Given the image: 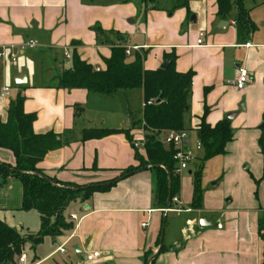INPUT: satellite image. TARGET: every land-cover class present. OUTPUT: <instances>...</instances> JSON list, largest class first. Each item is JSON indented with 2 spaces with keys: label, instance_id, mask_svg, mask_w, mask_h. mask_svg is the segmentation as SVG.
Listing matches in <instances>:
<instances>
[{
  "label": "crops",
  "instance_id": "obj_1",
  "mask_svg": "<svg viewBox=\"0 0 264 264\" xmlns=\"http://www.w3.org/2000/svg\"><path fill=\"white\" fill-rule=\"evenodd\" d=\"M123 1L119 5L114 0H0V78L7 83L11 78L26 79L25 84H16L13 98H0V119L5 121L9 102L22 96L24 112L35 115L33 132L58 134L65 143L49 152L37 169L59 182L88 185L111 180L135 165V148L124 135L80 141L81 132L88 127L80 117L86 114L95 93L57 89L55 80L64 70L57 52H63L69 60L76 52L82 61L103 69L111 46L120 45V37L123 42L133 41L124 45L125 49L136 48L129 59L133 52H146V70L158 69L163 55L174 52L175 71L193 73L185 128L187 135L188 129L193 130L196 143L194 129L207 108L206 123L210 126L235 113L230 120L233 141L228 146L246 140L248 135L244 132L251 128L256 134L250 137L261 139L264 144L263 134L256 131L264 129V125L259 126L264 122L262 0L244 3L248 4L244 6L249 9L255 28V11L261 10L258 21L262 27L250 33L235 23V10L224 19L218 18L215 0H189L187 8L175 10L150 5L144 8L137 0L134 4V0ZM97 30L102 31V36L97 35ZM199 33L203 34L202 45H196ZM30 40L36 42L37 51L26 46ZM47 53L53 57V72L43 71L45 65L50 67L44 59ZM238 66L244 67L250 78L242 90L233 86ZM137 92L142 110V92ZM139 120L132 116L130 122L118 124L116 130H129L132 144L136 140L143 142L144 131L136 124ZM136 127L141 130L139 135ZM236 130H241L238 135ZM137 150L143 153L141 146ZM0 161L13 164V157L0 149ZM180 180L182 183L181 177ZM254 191H250L245 203L222 206L217 202L212 207L203 201V208L197 210L188 206L178 209L179 195L175 208L164 212L165 208L155 204L152 175L138 171L118 181L108 192L93 194L87 203H71L65 215L74 224L72 232L48 238L52 250L31 264L46 263L56 253L66 254L67 246L71 250L69 264L76 254L83 260L75 264H145L147 255L148 260L155 255L154 264H262L264 243L258 233V221H264V198H255ZM189 198L192 199V187ZM18 201L20 204L21 199ZM84 206L88 208L85 210ZM169 214L177 216L164 225L161 247L165 249L161 252L156 242L164 215L167 219ZM200 217L210 220V225L200 226ZM60 247L64 253L57 251ZM91 252L101 253V258L87 263L84 257Z\"/></svg>",
  "mask_w": 264,
  "mask_h": 264
},
{
  "label": "trees",
  "instance_id": "obj_2",
  "mask_svg": "<svg viewBox=\"0 0 264 264\" xmlns=\"http://www.w3.org/2000/svg\"><path fill=\"white\" fill-rule=\"evenodd\" d=\"M189 0H178L177 8H187ZM246 0H215L218 18L224 19L235 10V23L247 33L255 30V25L249 18V9L244 6ZM154 0H137L139 6L146 8ZM261 5L264 6V0ZM97 30V35L102 36ZM121 42V37L119 38ZM146 52H133L131 58L125 55L122 45L111 46L110 56L104 60L103 69L96 71L92 65L82 61L76 52L70 57V67L64 69L55 77L56 88L63 90H85L87 92L113 96L118 92L141 90L142 110L140 124L144 131L141 144L143 153L134 149V166L120 171L111 180L77 185L59 182L48 178L37 165L49 153L61 148V136L52 132L35 134L32 126L34 114H27L23 110L24 99L17 96L10 101L6 111L5 121L0 119V149L8 151L13 157V164L0 161V179H16L21 185L20 210L36 212L39 216V232L37 237H22L17 231L0 220V264H16L25 243L31 242L33 249L44 238H57L70 234L74 224L65 215L66 208L73 202L87 203L93 194L106 193L120 180L128 178L138 171H148L153 179V197L158 208L164 209L170 196L169 209H172L174 199L181 191V180L176 172L174 156L177 148L172 144H165L161 137L169 131L187 132L185 128L188 113V97L193 79L191 71L176 72L174 52L164 54L163 63H169L165 69L146 70L143 62ZM160 98L159 103H155ZM148 102H151L148 104ZM208 109L205 108L198 125L194 129L197 142L202 151L192 180V199L189 209L197 210L201 207V174L205 164L219 156L226 154L227 146L233 141V132L227 118L214 126L206 123ZM124 135L132 144L130 131L125 129H87L81 132L80 141L101 140L112 135ZM263 158V173L259 181L254 180V197L257 198V186L264 179V144L258 141ZM149 167V168H147ZM264 221H258V233L264 243ZM160 244V236L156 242ZM165 248L161 247V252ZM149 258H144L145 264ZM154 264V261L151 262ZM264 264V250L263 263Z\"/></svg>",
  "mask_w": 264,
  "mask_h": 264
},
{
  "label": "rangeland",
  "instance_id": "obj_3",
  "mask_svg": "<svg viewBox=\"0 0 264 264\" xmlns=\"http://www.w3.org/2000/svg\"><path fill=\"white\" fill-rule=\"evenodd\" d=\"M114 1H118L117 4L119 5L124 3L123 0ZM250 1L253 0H248L246 3ZM134 2L135 0L132 3L134 4ZM177 5L178 0H154L153 4L150 6L157 9L166 8L169 10H175ZM244 5L248 6V4ZM260 11L261 10L255 11L257 14V19H255L257 28L262 27V22L258 21V15L260 16ZM257 28H255V31ZM129 42L133 43V41ZM129 42L121 41L119 44L124 46L129 44ZM35 48L36 47H34V50ZM62 53L57 52L56 57L58 60H61L60 66L63 69H68L70 67V60L65 59ZM52 58L49 53H47L46 57L44 58L49 66L52 62ZM54 68L56 67L53 66L52 68L50 66L47 68L45 65V69L43 68V71L45 70L46 72H53ZM43 76L46 77L47 73L46 75L43 73ZM4 85H7L9 89L8 95L5 97V99L13 98L15 94L14 88L17 87L15 79L11 78L7 83L0 78V89L3 88ZM137 91L138 90L119 92L114 96L94 94V100L88 104L86 114L80 117V119L86 126H88L87 129H117L119 126L118 124L121 122H130L132 120V116H135L136 119L139 120L141 118V97ZM227 115L225 118H227ZM102 120H105L104 123L101 122ZM80 124L81 123L79 122L78 125ZM262 125H264V122L260 123L259 126ZM251 129L250 131L246 129L244 132L246 133V137L248 135L246 140L241 141L242 143L240 140L234 142L227 147L226 154L224 156H219L210 160L203 168L201 174V198L202 202H205V206L211 205L214 207L217 202L221 203L222 206H232L241 201L245 203L246 198L248 199L250 191L256 188L254 180L259 181L262 178L263 158L258 145V140L255 141L253 137H250L251 135L254 136L256 134V132L251 131ZM136 130L138 131L137 134L139 135L141 130L138 127H136ZM243 130H245V128ZM238 131L240 132L241 130H236V135L239 134ZM256 131L259 133L261 132L260 134H263L262 137L264 141V129L257 128ZM77 134L79 136L80 132ZM187 136L186 142L190 160L186 164V169L182 170L179 174L182 179V183L179 199L181 204H177L178 209L187 207L191 202H189V194L193 180V174L196 171L199 159L202 157V151L196 147L197 143L194 139L195 137L193 135L192 129H188ZM188 172H191V175H189ZM257 188V195H259L261 198H264V179L259 182ZM20 199L21 185L19 181L16 179H9L7 182H2L0 179V220L17 231L22 237H32L31 239H28L32 240L37 237L39 232V216L33 211H21L19 209L20 204L18 201ZM172 208H175L174 204L172 205ZM201 208L203 207L201 206ZM176 216L177 215L169 214V217L165 219L164 225L166 226L169 223V220ZM48 240V238H44V242L36 246L35 249H33L31 242L27 241L25 243L22 254H25L27 257L26 264H31L32 262L40 260L45 254H47V252L52 250ZM65 250L66 254L56 253L48 262L43 264H69V254H71L70 247L67 246ZM82 260L83 259L79 254H76L74 259H71L72 264L81 263Z\"/></svg>",
  "mask_w": 264,
  "mask_h": 264
},
{
  "label": "built area",
  "instance_id": "obj_4",
  "mask_svg": "<svg viewBox=\"0 0 264 264\" xmlns=\"http://www.w3.org/2000/svg\"><path fill=\"white\" fill-rule=\"evenodd\" d=\"M202 37L203 34L199 33L197 40H196V45H202ZM28 48H34L36 46V42L33 40H30L27 45ZM248 46V45H246ZM136 50V48H131V49H125V55L128 57L130 55V52ZM67 58V57H66ZM96 71H99L97 68ZM249 73L248 71L241 66H238L236 69V75H235V80L233 82V86L236 90H242L245 88V86L249 83ZM9 89L8 87H3L1 92H0V98H5L8 95ZM151 102H148L150 104ZM186 137L187 134L186 132H174V131H169L164 134L163 137H161L164 141L165 144H172L177 148V152L174 156V161L176 162V172L180 173L182 170L186 169V164L190 160V156L188 153V148L186 147ZM142 142L140 141H135L133 143V147L137 149L139 146H141ZM197 149H200V145L197 142L196 144ZM175 203H177V199L175 198L173 200ZM75 219L74 217H71V220ZM144 226V225H142ZM58 252L64 253L63 247H60L57 249ZM101 258V253L99 252H91L86 254L85 260L87 262H96ZM25 255L22 254L18 258V263L19 264H24L25 263Z\"/></svg>",
  "mask_w": 264,
  "mask_h": 264
},
{
  "label": "water",
  "instance_id": "obj_5",
  "mask_svg": "<svg viewBox=\"0 0 264 264\" xmlns=\"http://www.w3.org/2000/svg\"><path fill=\"white\" fill-rule=\"evenodd\" d=\"M192 18H193V17H192ZM168 65H169L168 62H167V63H162V64L160 65L159 68H160V69H165V68H167ZM15 83H16L17 85H23V84L26 83V79H25V78L15 79ZM159 101H160V98H157L156 101H155V103L157 104V103H159ZM234 116H235V114H229V115H227V120H229V121L232 120V119L234 118ZM147 168H149V167H147ZM169 203H170V196L168 195L167 203H166V207H165L164 212H167V211L169 210ZM87 208H88L87 206H84L83 209L86 210ZM164 224H165V215H164V218H163V225H162L161 233H160V245H159V250L161 249V243H162V240H163ZM198 224H199L200 226H202V227H204V226H209V225H210V220H206L205 217H200V218L198 219ZM73 249H74L75 251H78L77 247H75V246L73 247ZM153 259H155V255H153V256L148 260L147 264H150V263L152 262Z\"/></svg>",
  "mask_w": 264,
  "mask_h": 264
}]
</instances>
